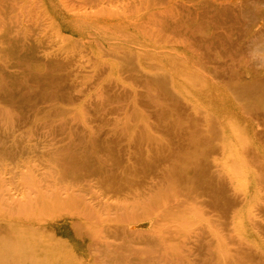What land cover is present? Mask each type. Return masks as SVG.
Masks as SVG:
<instances>
[{
    "label": "rangeland",
    "instance_id": "374dc122",
    "mask_svg": "<svg viewBox=\"0 0 264 264\" xmlns=\"http://www.w3.org/2000/svg\"><path fill=\"white\" fill-rule=\"evenodd\" d=\"M189 2L193 0H0V76L4 82L0 85V113L6 111L4 116L12 117L8 124L15 121V134L23 133L20 137L24 141L32 137L30 143L40 145L41 150H53V155L42 152L44 157L37 158L45 159L44 165L40 163L43 167L54 159L61 161V154L71 150L73 154L67 153L70 157L63 169L68 167L66 172L73 179L67 176L66 183L71 189L75 188L72 185L79 186L80 190L73 189L76 193L85 189L86 195L82 192L84 195L77 196L85 197L80 200L86 206L94 204L91 210L88 206L87 214L74 207L67 217L83 224L75 238L85 247L78 264H264V88L259 93L241 90L232 78V71L245 63L242 41L253 19L242 17L226 0H195L194 6H188ZM256 41H264V35ZM214 69L219 75L211 85L220 95L226 89L236 106L233 112L216 99L208 106L200 104V98L210 92L209 88L202 89L203 74L213 76ZM192 89L196 95L191 94ZM250 92L257 99H251ZM236 111L250 115L251 124L231 119ZM2 114L0 124L11 128V124L3 123L8 119ZM66 143L71 145L65 151H55ZM90 154L103 157L106 167L113 166L114 172H108L115 174L109 175L112 180L81 167L76 168L75 176L73 165ZM5 156L3 163L8 162ZM40 161L34 164L39 167L33 172L36 177L32 176L37 182L41 180L36 183L43 189L44 183L56 180H51L52 173L47 178L42 165L37 164ZM125 168L128 172L124 173ZM0 173L5 178L0 187H8L11 194L26 187L23 184L36 186L35 181H24L19 174L17 177L1 168ZM163 177L170 181L167 187L159 186ZM141 178L152 184L139 185ZM172 179L175 183L171 184ZM154 182L156 186L160 183L158 190L152 187ZM81 183L89 185L95 194L88 195V187ZM147 186L154 189L153 196L157 195L150 197L152 205V200L147 202V194L152 195ZM215 186H220L219 190ZM110 187L114 188V201L123 195L132 200L131 190L142 187V195L145 190L147 196H142V204L147 203L138 206L143 214L135 205L133 208L140 210L135 216L132 208L129 213L115 212L111 205L109 213H104L108 208L102 207L103 202L113 201ZM211 187H215L214 192ZM165 198L174 206L169 208ZM100 199L102 206L97 207ZM155 199L159 203L156 200L155 204ZM6 209L1 210L0 218L1 214L17 216L15 209ZM161 209L165 214L169 211L168 216L163 212L158 215ZM113 229L121 234L114 231L113 236ZM60 264L76 263L64 260Z\"/></svg>",
    "mask_w": 264,
    "mask_h": 264
},
{
    "label": "bare ground",
    "instance_id": "6f19581e",
    "mask_svg": "<svg viewBox=\"0 0 264 264\" xmlns=\"http://www.w3.org/2000/svg\"><path fill=\"white\" fill-rule=\"evenodd\" d=\"M44 2H48V0H43ZM174 1H176V0H174ZM228 3H230V4H233V5H231L232 7H234L240 14H241V16L242 17H248L247 19H248V21H251L252 19V22H251V24H250V28H249V30H248V32H246V34H245V37H244V39H243V41H242V49H244L245 50V54L244 55H242V59H243V61L245 62V63H242V65L238 68V70H234V71H232V78L235 80L236 79V82H235V84L237 85L236 87L238 88V89H246V90H248V89H250V90H252V89H254V92L255 93H259L260 92V89H261V87L262 88H264V55H261V53H263L264 52V41H256V39H257V37L258 36H261V35H264V0H226ZM184 2V1H183ZM185 2H186V0H185ZM191 2V1H190ZM188 3V6H194L195 5V0H193V2L192 3ZM220 2V1H219ZM173 3V2H172ZM221 3V2H220ZM170 5V4H169ZM48 7V6H47ZM141 7V6H140ZM255 10H259V13H256V11ZM137 11H138V9H137ZM103 13V12H102ZM255 13H256V15H257V18H255L254 16H255ZM196 28V27H195ZM191 29V28H190ZM201 31H203V30H201ZM6 48V47H5ZM162 50V49H161ZM179 55V54H178ZM180 56H181V54H180ZM184 57V56H183ZM198 70H200L201 71V69H198ZM202 72H203V70H202ZM214 72H215V69H214ZM213 72V76H211V75H209L208 73H204L203 74V79H204V81H203V88L202 89H205V88H209L210 89V92L209 93H205L204 94V96L203 97H201L200 98V104L201 105H203V106H208L207 105V103H209V102H211L213 99H216V100H219L222 104H223V106H226L227 107V109H228V111L230 112V111H232V110H234V109H236V106H235V103H233V100L231 101L230 100V95L228 96V94H227V92L224 90V93L223 92H221V95L218 93V90L216 91L215 90V88H213V86L211 85L212 84V82L214 81V76L215 75H219V72H218V70H217V72H215L214 73ZM174 82H175V80H174ZM4 82L2 81V77L0 76V85L2 86V84H3ZM217 83V82H216ZM218 85H219V83H217ZM4 85V84H3ZM217 85V86H218ZM0 86V89L2 88ZM177 86V85H176ZM219 87V86H218ZM195 88V87H194ZM223 88V87H222ZM197 89V88H196ZM202 91V90H201ZM191 92V94H193V95H196V93H197V91L196 90H191L190 91ZM249 96L251 97V99H257L255 96H254V94L252 93V92H250L249 93ZM264 96V94L262 95V97ZM1 102V101H0ZM230 104H232V105H230ZM2 105V104H1ZM216 107V106H215ZM5 108V110L7 109L6 107H4ZM2 110H3V106H2V108H1ZM4 111V110H3ZM3 111H1V112H3ZM5 112L6 111H4V114H2V113H0V114H2L3 116L5 115ZM233 112V111H232ZM7 114V113H6ZM233 114V113H232ZM7 115H9V114H7ZM11 115V114H10ZM1 116V115H0ZM3 116H2V118H3ZM5 117V116H4ZM7 117H9V116H7ZM7 117H5V118H7ZM220 117V116H219ZM249 117V118H248ZM1 118V117H0ZM4 118V119H5ZM12 117L10 116V118H7L6 120L8 121H5V120H3V123L6 125V126H8V125H10L11 124V128H8V127H2V126H4L2 123V125L0 124V168L1 169H3V171H5V170H7V171H9L12 175H17V177H19V175H21L23 178V180H24V178H28V180H32L33 182L32 183H34V181H35V183L37 182L36 181V179H35V177H36V175L33 173L35 170H37L38 168L36 167L37 165H34L36 162H38V161H40L39 163H37V164H39L40 165V163L42 162L43 163V161L45 160V159H41L40 158V160L39 159H37L38 157H44V156H42V155H40V153H42V152H44L43 154H45V155H48V156H51L50 154H54V152H53V150L52 149H49V150H46V151H43V149L41 150L40 149V145H37V144H35V143H30L31 141H32V137H28V139H26V141L28 142V143H30V144H28V143H26V141H24V138H22V137H20V136H23V133H21V134H19V135H17V134H15L16 132L15 131H17L16 129H13L14 127H16V126H14L13 127V124L15 123V121H12L10 124H8L9 123V121H10V119H11ZM234 118H238V119H244L243 121H245V124L247 123V124H251V122H250V115H247V116H245V114H243L242 112H238V111H236L235 112V114H233V116H232V118L231 119H234ZM263 119V118H262ZM5 121V122H4ZM40 122V121H39ZM7 123V124H6ZM36 124H37V122H36ZM257 124V123H256ZM239 125V124H238ZM36 126H38V125H36ZM248 126V125H247ZM119 127V126H118ZM246 127V126H245ZM245 129V128H244ZM242 130L243 132L245 131V130ZM9 130H11L12 131V133L10 134L9 133ZM248 131H249V129H248ZM30 132V131H29ZM249 133V132H248ZM31 134V133H30ZM245 134V133H244ZM32 135V134H31ZM30 135V136H31ZM246 135H247V133H246ZM249 135V134H248ZM251 135V134H250ZM250 135H249V137H250ZM89 139V138H88ZM96 140V139H95ZM94 141V140H93ZM92 141V142H93ZM91 142V141H90ZM68 145H71V144H69V143H66V144H64V145H62L60 148H56L55 149V151L56 152H58L59 151V149H61V150H63V151H65L66 150V148H67V146ZM75 145V144H74ZM80 145V144H79ZM86 145H87V143H86ZM46 147H47V145H45ZM70 147V146H69ZM68 147V149H67V151H69V149L72 147H70L69 148ZM73 149V148H72ZM66 151V152H67ZM71 151V150H70ZM70 151L69 152H67L68 154H70V155H72L71 153H70ZM204 151V150H203ZM4 153V154H3ZM67 153H64V154H61V156H62V160L60 161L59 159H54L49 165H47L46 167H43V165H44V163H43V165L41 166V168L43 167V169L45 170V172L47 173L46 175H47V178H48V176L52 173L53 174V176L52 175H50V178L52 177V179L51 180H53L54 179V181L55 182H50L51 180H50V178H49V182L50 183H42L44 186V188L42 189V185L40 186V184H37L38 182H40L41 180H39L35 185L36 186H32L33 184H31L30 182V185L29 186H27L28 184H23V185H25L26 187H22L21 189H19V190H17L18 192H16V195H15V193L14 194H11L10 192L12 191H8L9 189H8V187L5 189V188H1L0 187V204L1 205H3L4 204V207L6 208L7 207V209H6V211L7 210H9L8 212H10L11 210L10 209H15L16 210V213H17V216L16 217H14V218H9V216H7L6 217V215L5 214H1V218H0V264H41V263H43L42 261H45L47 264H60L62 261H64V260H74L75 261V263L76 264H78L79 263V260H80V257H82V255H83V253H84V250H85V247L83 246V245H81L80 243H78L76 240H75V238H76V236L80 233L79 231H80V227L79 226H81V225H83V224H81V225H79L78 223H74V221L73 222H71V221H68V220H70V219H68L67 217H68V215L70 214V212L72 211V209L74 208V207H79L82 211V215H84V214H87L88 213V211H87V208H88V206H86V204L82 201L81 202V200L80 199H84L85 197L84 196H82V195H86V193H84L83 191L85 190H82V191H79L80 190V188H79V186L77 187V185L76 186H74V185H72L73 187H77V188H79V195L80 194H82L81 195V198H80V196H77V194L78 193H76V192H73V189H75V188H73V189H71L70 187H71V185L70 184H67L66 183V180H67V176H68V173L66 172L67 171V169H68V167H67V169L65 168V170L63 169V167H65L64 166V161L65 162H67L66 160L70 157V156H68V154ZM5 154H7L8 155V157L9 158H7L6 160L8 161V162H6V163H3V161H5V160H3L2 159V157H5L6 158V156H5ZM80 155V154H79ZM74 156V155H73ZM77 156V155H76ZM46 157V156H45ZM32 159L34 160V161H36L34 164H31V161H32ZM50 159V158H49ZM48 159V160H49ZM73 159H75V158H73ZM77 159V158H76ZM48 160H46V161H48ZM78 160V159H77ZM79 160H80V158H79ZM106 160H108L107 158H106ZM69 161V160H68ZM112 161V160H111ZM169 161V160H168ZM167 161V162H168ZM33 162V161H32ZM72 162H73V160H72ZM105 162V160H103V157H100L99 155H94V154H90V155H88V156H85L83 159H81V161L80 162H78L77 161V163H78V165H76L75 166V164L73 165V168H74V170L73 171H75L74 173H75V176H77L76 175V171L77 170H79V168L78 167H81V168H83V169H87L88 170V172L90 171V172H94V173H96L98 176H100V178H101V176H103V177H108L109 175H110V173H108L109 171H111L112 170V168H113V166L112 165H110V166H107L106 167V165L105 164H107L108 165V163H104ZM163 162H165L164 160H163ZM46 163H49V161L48 162H46ZM112 163V162H111ZM110 163V159H109V164H111ZM149 163V162H148ZM158 163V162H157ZM160 163V162H159ZM263 163V162H262ZM73 164V163H72ZM145 164V163H144ZM147 164V163H146ZM161 164V163H160ZM164 164V163H163ZM167 164V163H166ZM170 164H172V163H170ZM153 165V164H152ZM156 165H158V164H154V167H156ZM169 165V164H168ZM167 165V166H168ZM112 166V167H111ZM147 166V165H146ZM145 166V168H147ZM151 166V164L149 163V167ZM164 166V165H163ZM166 166V165H165ZM173 166V165H172ZM108 167H111V169H109ZM76 168H77V170H76ZM128 168V167H127ZM132 168V167H131ZM144 168V167H143ZM142 168V169H143ZM151 168V167H150ZM150 168H148L149 170H150ZM152 168H153V166H152ZM158 168V167H157ZM161 168V167H160ZM43 169H41V171L43 170ZM134 169H136V168H134ZM164 169H166V168H164ZM167 169H168V167H167ZM171 169H172V167H171ZM173 169H175V168H173ZM43 170V171H44ZM147 170V169H146ZM152 170V169H151ZM157 170V169H156ZM156 170H154V171H156ZM158 170H159V168H158ZM157 170V172L158 173H161V172H159ZM177 170V169H176ZM127 170H126V168H125V171H124V173L126 172ZM163 171V170H162ZM165 171V170H164ZM163 171V172H164ZM166 171H169V170H166ZM165 171V172H166ZM172 171V170H171ZM170 171V172H171ZM2 172V171H1ZM44 172V173H45ZM67 173V175H66V173ZM112 172H114V170H112ZM128 172V171H127ZM135 172H136V170H135ZM143 172V171H142ZM157 172H156V174H157ZM162 172V173H163ZM170 172H167L168 173V175H170V176H172V174L170 173ZM183 172V171H182ZM17 173V174H16ZM32 173H33V175H35V177H33L32 176ZM41 173H43V172H41ZM40 173V174H41ZM42 174L43 176L45 175V174ZM48 173H50L49 175H48ZM69 173H71V172H69ZM93 173V174H94ZM130 173H133L132 171L130 172ZM129 173V174H130ZM154 173V172H153ZM153 173H152V178H153ZM170 173V174H169ZM179 173V172H178ZM2 173H0V177L2 176V178H0L1 180V183L0 184H2L3 182H2V180H3V175H1ZM6 174H9V173H6ZM19 174V175H18ZM54 174L57 176H55L56 178H54ZM91 174V173H90ZM128 174V175H129ZM173 174H175V173H173ZM46 175H45V177L44 178H46ZM71 175V174H70ZM70 175L68 176L70 179H73L72 177H70ZM72 175H73V173H72ZM113 175V174H112ZM112 175H110V176H112ZM122 175V174H121ZM142 175H144V173L142 174ZM146 175V174H145ZM148 175V174H147ZM147 175H146V179H147ZM155 175V174H154ZM167 175V176H168ZM177 175V174H176ZM189 175V174H188ZM91 176H92V174H91ZM94 176V175H93ZM98 176H96L95 175V177H98ZM110 176H109V178H110ZM113 176H115V174L113 175ZM137 176V175H136ZM141 176V175H140ZM150 177H151V174L149 175ZM155 176H157L158 177V175H155ZM154 176V177H155ZM163 176V175H162ZM161 176V177H162ZM40 177V176H39ZM78 177V176H77ZM123 177L124 176H122L121 177V179L123 180ZM149 177V179H151ZM160 177V176H159ZM164 177H166L165 176V173H164ZM164 177L162 178V179H164ZM12 179H13V177H11ZM31 178V179H30ZM43 178V177H42ZM43 178V179H44ZM68 178V179H69ZM100 178H97V179H100ZM115 178V177H114ZM113 178V179H114ZM125 179L127 178L128 179V177H126V175H125V177H124ZM186 178V177H185ZM189 178H191V177H189ZM5 179V178H4ZM12 179H10V180H12ZM20 179H21V177H20ZM39 179V178H38ZM42 179V180H43ZM111 179V178H110ZM109 179V180H110ZM121 179H120V181H121ZM124 179V180H125ZM133 178H131V180H132ZM145 178L144 179H139L138 180V182L140 183L139 185H143L144 183H151V182H145V180H146ZM154 179H157L156 177L154 178ZM166 179V178H165ZM164 179V181H162L161 180V178H159V181H156V182H160V180H161V182L160 183H162L161 185H159L160 183H158V185L159 186H166L167 187V183L169 182V184H170V181H168V180H170L169 179V176H168V180H165ZM47 180V179H46ZM106 180H108V179H106ZM112 180V179H111ZM148 180V179H147ZM146 180V181H147ZM158 180V179H157ZM181 180V179H180ZM186 180H188V179H186ZM25 181V180H24ZM69 182L70 181H72V180H68ZM76 181H80V180H77L76 179ZM101 181H102V179H101ZM127 181V180H126ZM125 181V182H126ZM134 181L136 182V180L134 179ZM134 181H132V182H134ZM192 181V180H191ZM9 182V181H8ZM12 182H14L13 180H12ZM11 182V183H12ZM81 182V181H80ZM83 182V181H82ZM107 182H109V181H107ZM112 182V181H111ZM115 182V181H114ZM122 182V181H121ZM120 182V183H121ZM124 182V181H123ZM128 182H131L130 181V178H129V181ZM137 182V183H138ZM167 182V183H166ZM175 183V181L172 179V181H171V184L172 183ZM183 182V181H182ZM27 183V182H26ZM66 183V184H65ZM110 183V182H109ZM118 185H120V186H123V183H121V184H119V181L118 182H116ZM127 183V182H126ZM184 183V182H183ZM10 184V183H9ZM8 184V185H9ZM21 184V183H20ZM83 184H84V182H83ZM82 183H81V185H83ZM96 184V183H95ZM99 184V183H98ZM112 184V183H111ZM117 184H115V185H117ZM132 184V183H131ZM135 184L136 183H134V186H135ZM152 184V183H151ZM149 185L150 187L152 186V185ZM155 184H157V183H153V186L152 187H155V190L157 189V186L155 185ZM219 184V183H218ZM6 184L4 183V186H5ZM70 185V186H69ZM79 185V184H78ZM80 185V186H81ZM87 185V184H86ZM85 185V186H86ZM104 185H106V184H104ZM117 185V187H119V189H122V188H120V186H118ZM133 185V184H132ZM132 185H130V186H132ZM137 185V184H136ZM155 185V186H154ZM176 184H173V186H175ZM184 185H187V183H185ZM10 186V185H9ZM14 186V185H13ZM19 186V185H18ZM37 186H39V188L37 187ZM84 185H83V187H85ZM89 186V185H88ZM88 186H86L85 188H87ZM103 186V185H102ZM113 186V185H112ZM126 186H128V185H126ZM129 186V187H130ZM149 186H147L148 187V189L147 190H149V192H151V196L149 195V194H147L148 195V197L149 198H147V196L145 195V190L143 191V195L144 196H146V198L148 199H146L147 200V202H150V200H152V198H150V197H152L153 196V193H155V191H153L154 189H152V191H153V193H152V191L150 190V187ZM158 186V187H159ZM188 186V185H187ZM211 186H212V184H211ZM222 186V185H221ZM114 187V186H113ZM113 187H110V189L111 190H109L110 191V194H112L111 193V191H113L114 190V188ZM116 187V188H117ZM151 187V188H152ZM164 187H160L161 189L163 188L164 189ZM176 187H178V186H176ZM186 187V186H185ZM216 187V186H215ZM215 187L214 188H212L213 189V192H214V189H215ZM223 187V186H222ZM13 188V187H12ZM11 188V189H12ZM17 188H19V187H17ZM90 187H88V189H89ZM103 188V187H102ZM127 188V187H126ZM142 188V187H141ZM141 188H137V189H135L134 190V192H133V190H131V189H133V188H131V189H129V190H131V192H132V194L134 195V199H132L131 200V198L132 197H129L130 198V200H129V198L127 197V196H125V195H123L122 196V198H115L116 199V201H114V199L112 198V196H113V194L111 195V199H113V201H105L104 199L106 198L104 195H103V197H105L104 199L103 198H101L102 196H100V198L103 200V201H105V202H103V201H101V199H100V202H97V207L100 205V204H102L101 202H103V206L102 205H100V206H102V207H104L105 206V209H106V207L108 208L107 210H105V212L104 213H109L108 211H109V209H112V208H109V206L111 205V206H114V207H116V208H114L115 210V212H118V211H123L124 213L126 212V213H129V211H131V210H129L130 208H132V210L134 209V211H131L130 213L132 214V215H137V210H139V208H140V206H138V205H140V204H142V202H144L145 200H143V199H145V197L143 198L142 196V190H143V188H142V190H140ZM216 188H218V187H216ZM219 188H220V186H219ZM219 188H218V190H219ZM14 190H16L15 189V187L13 188ZM87 189V190H88ZM91 189V188H90ZM90 189L88 190L89 192H87V194L88 195H90V194H92L91 192H90ZM144 189H146V187H144ZM102 190V189H101ZM104 190V193L105 192H107L106 191V188L105 189H103ZM146 190V191H147ZM158 190V189H157ZM223 190V189H222ZM76 191V190H75ZM108 191V192H109ZM116 191V190H115ZM121 191H123V190H121ZM162 191V190H161ZM169 190H166V191H164L163 190V192H168ZM178 191H180V190H178ZM249 191V190H248ZM81 192V193H80ZM84 194H83V193ZM102 193H103V191H101ZM119 193L120 191L119 190H117L116 191V193ZM127 192V191H126ZM219 192V191H218ZM222 192V191H221ZM250 192V191H249ZM75 193H76V196H74L75 195ZM103 193V194H104ZM129 193H130V191H129ZM159 193V192H158ZM180 193V192H179ZM182 193V192H181ZM184 193H186V192H184ZM93 194H95V193H93ZM115 194V193H114ZM124 194H125V192H124ZM127 194V193H126ZM156 194H157V192H156ZM160 194V193H159ZM158 194V195H159ZM168 194H170V193H168ZM167 194V195H168ZM172 194V193H171ZM170 194V195H171ZM187 194H189L188 192H187ZM214 194H216V193H214ZM218 194V193H217ZM217 194H216V196H217ZM220 194V193H219ZM179 195V197L180 196H182V195H180V194H178ZM190 195V194H189ZM108 196V195H107ZM157 195H155V196H153V199L156 197ZM166 196V195H165ZM186 196H188V195H186ZM185 196V197H186ZM218 196H220V195H218ZM217 196V197H218ZM93 197V196H92ZM92 197H91V199H92ZM169 197V196H168ZM172 197V196H171ZM179 197H177V195H176V199L177 198H179ZM182 197H184V195L182 196ZM76 198H79V200L80 201H78V199H76ZM95 198H96V195H95ZM95 198H94V201H95ZM188 198L190 199V196H188ZM219 198H221V197H219ZM88 199V198H87ZM90 199V198H89ZM97 199V198H96ZM107 199V198H106ZM109 199V198H108ZM166 199V198H165ZM165 199H163V202L165 201ZM182 199V198H181ZM74 200V201H73ZM117 200H119V202L117 201ZM156 200H157V202L159 203V199H155V204H157V202H156ZM167 200V204H168V199H166ZM179 200V199H178ZM184 200L185 199H182V202H184ZM186 200H188L187 199V197H186ZM193 199L191 198V200L190 201H192ZM195 200V199H194ZM87 201H90V202H88L89 204L90 203H92L91 202V200H87ZM172 201H174V199L172 198ZM224 200H222V202H223ZM73 202H76V203H74V205H73ZM96 202V201H95ZM131 202V203H130ZM146 202V203H147ZM154 203V200H152L151 202H150V204L151 203ZM170 202V201H169ZM179 202H181V201H179ZM192 202H196V201H192ZM198 202V201H197ZM78 203H79V205H78ZM87 203V202H86ZM146 203H144V204H146ZM165 203V202H164ZM164 203H162V201H161V205L163 204V206H165L166 205V203H165V205H164ZM174 203H176L177 204V200H175L174 201ZM224 203V202H223ZM222 203V204H223ZM85 204V205H84ZM121 204L122 206H120L119 207V205ZM129 204L130 205H132V207H127V206H129ZM144 204H142V205H144ZM160 204H158V205H160ZM171 204H172V207L174 206L173 205V202H170L168 205H169V208H171ZM175 204V205H176ZM178 204H180L181 205V203H178ZM177 204V205H178ZM187 205H189L188 204V202L186 203ZM190 204H191V202H190ZM76 205V206H75ZM78 205V206H77ZM92 205H94V204H92ZM92 205H90L89 206V208H88V210L90 209H92L93 207H92ZM133 205H135V207L136 206H138L139 208H133L134 206ZM141 205V206H142ZM152 205V204H151ZM150 205V206H151ZM160 205V206H161ZM168 205H166L167 207H168ZM180 205H178L179 207H181ZM185 204H183V206H184ZM192 205V204H191ZM156 206V205H155ZM162 206V207H163ZM224 206V205H223ZM1 207H3V206H1ZM3 207V208H4ZM90 207H92V208H90ZM125 207H127L126 209H125ZM145 207V206H144ZM157 207V206H156ZM159 207V206H158ZM157 207V208H158ZM167 207H165V208H167ZM175 207H177V206H175ZM191 207H193V206H191ZM196 207V206H195ZM3 208H0V212H1V210L3 209ZM79 208H77L78 210L77 211H80L79 210ZM95 208V207H94ZM101 208V207H100ZM117 208H119V209H117ZM150 208H152V206L150 207ZM149 207L147 208L148 210L150 209ZM155 208V207H154ZM161 207H159L158 209H160ZM178 208V207H177ZM190 208V207H189ZM188 208V209H189ZM226 208V207H225ZM135 209H136V211H135ZM141 209V214H143L142 213V209L143 208H140ZM163 209V208H162ZM162 209L161 210H159L160 211V213L158 214V215H163V213L165 214V211L166 210H163L162 211ZM182 209V208H181ZM185 209V208H184ZM75 210H76V208H75ZM118 210V211H117ZM144 210H146V209H144ZM148 210H146L147 211V213L146 214H148V213H150ZM153 210V209H152ZM151 209H150V211H152ZM155 211H156V208L154 209ZM153 210V212H155ZM170 210V209H169ZM5 211V210H4ZM3 211V212H4ZM94 211V210H93ZM92 211V212H93ZM101 211V210H100ZM140 211V210H139ZM146 211H144V212H146ZM190 211V210H189ZM91 212V211H90ZM92 212H91V214H92ZM133 212H136V213H133ZM163 212V213H162ZM175 212H177V211H175ZM225 212V211H224ZM72 213V212H71ZM96 213V212H95ZM95 213H93V217L94 218H97L96 216V214ZM102 213V212H101ZM121 214H122V212H120ZM123 213V214H124ZM162 213V214H161ZM168 213H169V211H167L166 212V214H167V216H168ZM81 214V213H80ZM96 216H95V215ZM99 214H100V212H99ZM153 214H155V213H153ZM165 214V215H166ZM82 215H80L81 217H82ZM134 215V216H135ZM150 215V214H149ZM198 215H200V214H198ZM102 216V215H101ZM154 216V215H153ZM167 216H165V219H166V217ZM183 216V215H182ZM78 217V216H77ZM86 218L87 219V217L86 216H83V218ZM163 217V216H162ZM91 218V217H90ZM107 218H108V216H107ZM158 218H160L159 216H158ZM169 218V217H168ZM95 220H99L98 218L97 219H95ZM104 220H107V219H103V221ZM109 220V219H108ZM160 220H162V219H160ZM91 221H92V219H91ZM91 221H90V223H91ZM102 221V220H101ZM110 221H112L113 222V220H111L110 219ZM114 221H116V220H114ZM77 222H80V221H77ZM93 222V221H92ZM100 222V221H99ZM173 222V221H172ZM175 222V221H174ZM174 222H173V224H174ZM210 222V221H209ZM213 222V221H212ZM211 222V223H212ZM220 222H222V221H220ZM224 222V221H223ZM93 223H97V222H93ZM92 223V224H93ZM105 223H106V221H105ZM219 223V222H218ZM88 224V223H87ZM167 224V223H166ZM223 224V223H222ZM85 225V224H84ZM98 225V224H97ZM100 225H102L101 224V222H100ZM176 225H178L177 223H176ZM199 226L201 225V224H198ZM86 226H89V225H86ZM106 226V225H105ZM105 226H104V230H105V233L104 234H106V228H105ZM112 226H114V225H112ZM94 227V226H93ZM97 227V226H96ZM106 227H108L109 228V225L108 226H106ZM115 227V226H114ZM169 227V226H168ZM168 227H166V228H168ZM172 226H170L169 228H171ZM99 228V227H98ZM159 228V227H158ZM168 228V229H169ZM84 229V228H83ZM86 229V228H85ZM87 229H89V228H87ZM97 229V228H96ZM112 229V228H111ZM161 229H164V228H159V230H161ZM172 229V228H171ZM170 229V230H171ZM200 229V228H199ZM202 229V228H201ZM82 230V229H81ZM100 230H102V231H104L103 230V228L102 227H100ZM100 230L98 229V231L100 232ZM202 230H204V229H202ZM86 231V230H85ZM92 231V230H91ZM97 230H96V234H97V232H98ZM108 231V233L110 232L109 231V229L107 230ZM115 229H113L112 230V234H113V236L115 235L114 233L117 231H115ZM167 230H165V232H166ZM201 231V230H200ZM89 232H90V230H89ZM118 232V234L120 235L121 233H119V231H117ZM117 232H116V234H117ZM164 232V233H165ZM77 234V235H76ZM88 234V233H87ZM112 234H111V236H112ZM161 234V233H160ZM90 235H91V233H90ZM89 235V236H90ZM109 235V234H108ZM116 236V235H115ZM91 237H95V235H93L92 234V236ZM99 237V236H98ZM93 238H91V240L93 239ZM164 238V237H163ZM165 238H166V235H165ZM98 239V238H97ZM168 239V238H167ZM94 240H95V238H94ZM94 240H92V241H94ZM159 241H160V239H159ZM161 242H164V240L163 241H161ZM96 243V242H95ZM103 243V242H102ZM101 244V243H100ZM89 246H90V244H89ZM92 247H94L93 245H92ZM91 248V247H90ZM173 248H175V247H173ZM221 249V248H220ZM215 250V249H214ZM218 250V252H219V249H217ZM217 252V251H216ZM218 252H217V254H218ZM222 252H223V250L221 249L220 250V254L219 255H222V258H223V254H224V252H223V254H222ZM173 253V252H172ZM175 255V254H174ZM172 256H173V254H172ZM221 258V257H220ZM224 260V259H223Z\"/></svg>",
    "mask_w": 264,
    "mask_h": 264
}]
</instances>
